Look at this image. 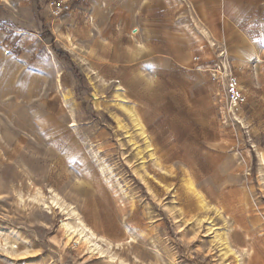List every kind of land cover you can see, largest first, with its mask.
<instances>
[{
  "label": "rangeland",
  "instance_id": "374dc122",
  "mask_svg": "<svg viewBox=\"0 0 264 264\" xmlns=\"http://www.w3.org/2000/svg\"><path fill=\"white\" fill-rule=\"evenodd\" d=\"M0 231V264H264V0H0Z\"/></svg>",
  "mask_w": 264,
  "mask_h": 264
},
{
  "label": "bare ground",
  "instance_id": "6f19581e",
  "mask_svg": "<svg viewBox=\"0 0 264 264\" xmlns=\"http://www.w3.org/2000/svg\"><path fill=\"white\" fill-rule=\"evenodd\" d=\"M205 34L209 35L207 32H205ZM123 107L126 110V112L131 115V118L136 124V126L141 127L140 124L141 118L135 112L134 108H129L126 107L125 105H123ZM141 131H143L142 127H141ZM147 148L151 149V145L148 144ZM102 173H105L104 169ZM191 187L194 186L191 184ZM50 192L53 195L50 202L45 201L46 197L40 188L37 189L33 200L36 201V203H43L47 208L51 210L52 213L58 211L61 215L65 217V220L63 221V224L61 226L67 243L75 242L79 244L81 247H87L91 251V253L96 254L97 252V254L99 253L100 255L104 254V251L101 249V246L103 244H106L111 248L113 247L112 242L108 241L106 238L102 236H98L95 233V231H93V229H91L88 226V224L84 220V217L78 211V208L77 209L75 208L76 206L74 207V205L66 202V200L61 198L60 195L56 193L55 190L51 189ZM199 199L202 208L207 211L210 207L207 204L206 200L203 198V196H201V194H199ZM216 210L219 213V215H222L221 209H216ZM202 220H203L202 218H199L198 219L199 223H201ZM209 220H211V218ZM212 223L210 230L214 232L215 239L220 243L221 247H224V249L222 250L225 251L224 254H227L230 249L229 234L227 232H223L220 229L217 228L214 229L215 225H212ZM0 244H4L7 246L11 244L8 238L3 237L2 231H0ZM240 253L241 256L248 257L249 259H251L254 254L253 250H249V249H241ZM110 259L112 260V263L115 262V260H117L115 256H110ZM118 261L120 262V264H128V262H125L124 260H118Z\"/></svg>",
  "mask_w": 264,
  "mask_h": 264
},
{
  "label": "built area",
  "instance_id": "2783aa9c",
  "mask_svg": "<svg viewBox=\"0 0 264 264\" xmlns=\"http://www.w3.org/2000/svg\"><path fill=\"white\" fill-rule=\"evenodd\" d=\"M54 5L61 12L69 9L68 5L65 6L62 3L58 4L54 2ZM211 77L217 86L224 89L231 107L237 109L245 103L246 98L241 88L240 80L226 63L221 62L216 64L211 70Z\"/></svg>",
  "mask_w": 264,
  "mask_h": 264
},
{
  "label": "crops",
  "instance_id": "0c3cea01",
  "mask_svg": "<svg viewBox=\"0 0 264 264\" xmlns=\"http://www.w3.org/2000/svg\"><path fill=\"white\" fill-rule=\"evenodd\" d=\"M223 6H224V1L222 2Z\"/></svg>",
  "mask_w": 264,
  "mask_h": 264
}]
</instances>
